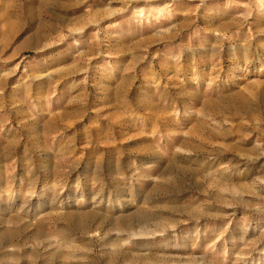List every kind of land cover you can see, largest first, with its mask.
<instances>
[{
	"label": "rangeland",
	"instance_id": "rangeland-1",
	"mask_svg": "<svg viewBox=\"0 0 264 264\" xmlns=\"http://www.w3.org/2000/svg\"><path fill=\"white\" fill-rule=\"evenodd\" d=\"M0 264H264V0H0Z\"/></svg>",
	"mask_w": 264,
	"mask_h": 264
}]
</instances>
